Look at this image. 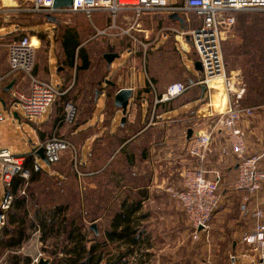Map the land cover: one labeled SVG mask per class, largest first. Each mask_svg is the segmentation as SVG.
I'll return each instance as SVG.
<instances>
[{
	"label": "crops",
	"instance_id": "1",
	"mask_svg": "<svg viewBox=\"0 0 264 264\" xmlns=\"http://www.w3.org/2000/svg\"><path fill=\"white\" fill-rule=\"evenodd\" d=\"M166 2L169 6L184 5L181 0ZM66 11L52 13L56 22H50L46 19L47 14H42L45 19L40 22L39 16L23 9L18 0H2L0 34L5 49L0 62V76L9 72L8 44L24 35H31L37 47L34 74L49 82L60 95L41 118L28 119L12 99L11 90L16 85L27 89L29 82L24 77L20 82L22 75L11 76L8 84L0 87H3L4 94L0 98L11 119L25 124L30 130V144L34 145H27L23 155H15L8 148L0 150H8L12 155L23 158L24 162L30 158L34 169L38 165L44 175L59 179L65 177L69 159H72L84 190H93L97 222L110 221L125 202L141 204L135 217L141 222V251L148 252L154 248L152 239L155 234L158 232L160 237L165 235L161 232L162 223L169 220L175 223V227L179 226L181 213L185 215L174 206L176 204L171 196V191L183 188L184 172L201 169L209 180L220 176L222 202L210 223L208 243L210 241L211 246L212 240L214 250L206 249L208 258L213 259L212 253L216 248H222L224 254L231 256V264H264L260 252L243 243V237L264 222V219L258 221L255 218L258 210L264 213V185L254 195L236 189L238 160L232 154H222V150L230 149V144L221 128L213 130L211 152L204 160L189 153L195 137L214 128L218 121V113L211 107L213 95L209 103V92L199 84L203 73L195 76L191 66L185 68L186 56L193 55L194 51L185 37L175 34L183 35L200 27L195 25L201 24V19L198 22L184 19L185 26L169 19L177 25L175 29H165L164 26L162 30L165 29V32L161 30L162 33L152 44L149 40L152 26L146 21L136 18L137 21L131 24L122 20L129 17L119 16L121 23H118V15L131 12L114 15L110 10H95L88 15L82 11ZM84 15L90 19L95 15V23L90 26L85 20L80 22ZM235 18L233 31L224 44H233L238 50L236 54L240 60L233 77L245 84L243 107L255 108L254 114L246 116L239 124L247 135V156L252 157L264 152V105L246 106L258 92L254 89L255 81L247 79V69H250L247 62H259L264 57V34H260L264 27V12H241L235 14ZM151 24L155 25L154 22ZM132 31L144 34L149 41L138 44L144 47L143 50L137 51ZM149 45L154 48L148 51ZM156 51L159 55L173 52L179 59V67L185 77L183 83L189 89L176 99L162 100L168 86L177 83L174 82L177 75L164 73L170 77L160 78L157 71L159 62L166 69L169 65L166 58L156 60L150 55ZM107 54L119 57L109 63ZM118 59L119 63L116 62ZM196 60H190L194 67ZM11 83H14L13 88L7 91ZM122 89L133 91L125 124L122 123V110L115 105V96ZM67 111L73 112L72 119ZM190 131L192 134L189 136ZM52 138L67 140L72 149L64 152L60 163L47 165L41 160L46 166L41 165L36 154ZM8 193V187L0 181L3 202ZM175 231L176 236L183 233L179 228Z\"/></svg>",
	"mask_w": 264,
	"mask_h": 264
},
{
	"label": "built area",
	"instance_id": "2",
	"mask_svg": "<svg viewBox=\"0 0 264 264\" xmlns=\"http://www.w3.org/2000/svg\"><path fill=\"white\" fill-rule=\"evenodd\" d=\"M32 13L49 14L53 11L55 0H24ZM131 2H135L132 4ZM95 10H110L114 15L118 12H132L137 18L150 12L167 11L170 14H194L201 19V26L192 29L183 37L189 38L196 59L201 63L203 78L200 85L206 87L210 96L213 88L211 84L216 80L229 81L226 74V64L223 54V44L230 36L236 23L235 14L241 12H264V0H184L183 6H169L166 0H73L69 12H85L88 15ZM9 72L0 76V87L7 85L13 75H22L27 79L28 88L15 86L11 90V97L28 119L41 118L55 103L60 95L53 86L35 76L37 64V47L31 35H24L8 44ZM231 79V78H230ZM189 89L183 82L171 84L166 89L162 100H173ZM264 109V108H263ZM255 108L243 107L218 114L215 127L200 132L190 144L191 156L204 160L211 152L213 130L217 127L227 134L230 149L222 150L223 155L236 157L238 160V177L235 187L254 195L264 185V152L258 156H247L246 132L239 126L246 116H252ZM70 119L73 112L67 111ZM5 120L0 108V123ZM264 122V113H263ZM45 156L51 165L60 163L64 152L72 149V145L62 138H52L43 144ZM24 159L12 155L8 150H0V181L9 187L14 176L21 174L29 179V172L22 171ZM39 171L40 167L35 166ZM221 177L209 180L201 169H189L183 174V188L171 191L176 207L188 218L195 240L203 236L208 242L210 223L213 214L222 202L220 192ZM13 198L8 193L1 205V211L10 208ZM258 221L264 219L263 210L255 213ZM5 215L0 214V232L4 224ZM243 243L260 252L264 259V222L259 223L254 232L243 237Z\"/></svg>",
	"mask_w": 264,
	"mask_h": 264
},
{
	"label": "rangeland",
	"instance_id": "3",
	"mask_svg": "<svg viewBox=\"0 0 264 264\" xmlns=\"http://www.w3.org/2000/svg\"><path fill=\"white\" fill-rule=\"evenodd\" d=\"M22 6V8H30L28 4H25L24 0H18ZM183 3L184 0H181ZM132 4H135V2H131ZM2 0H0V25H2ZM39 16V21H44L45 17L42 15V13H35ZM147 15L139 17V19L142 21H146V23L151 25V33H150V42L153 44L154 41L160 36V33L165 32V29L172 28L175 29L177 26L176 24H173L169 22V16L164 13L163 11L159 12H150L146 13ZM82 16V15H80ZM121 17H129L128 19H122L123 22H129V23H135L137 21V17L134 16V13H128V15H118L117 21L118 23H121L119 20ZM181 17L184 19H189L193 20V22H198L200 19L194 15V14H184L181 13ZM79 20V16L77 17ZM76 18V21H77ZM81 21L83 20L86 21L88 25H92L96 21L95 15H93L92 19L86 17L84 15L83 17L80 18ZM78 21V22H79ZM79 22V23H80ZM154 22L155 25H152L151 23ZM192 22V26H193ZM195 25V24H194ZM201 24L199 23L198 25L195 26H200ZM119 27H122L124 29L123 25L119 24ZM154 26V27H153ZM165 26V27H164ZM165 28L162 30V28ZM191 27V26H190ZM199 28V27H197ZM162 30V32H161ZM171 30V29H170ZM177 31L178 28L176 29ZM186 29L185 31H187ZM119 33H122L121 30H118ZM167 32H169L167 30ZM175 33V32H172ZM177 36L183 37L181 33H175ZM134 38H136L135 46L137 48V51L143 50L142 45L138 44H147L149 41L144 38V34L138 33L135 31H132L131 34ZM185 41V40H183ZM2 35L0 34V62L2 61V54L4 52V49L2 47ZM134 42V39H133ZM132 42V43H133ZM154 48L153 46L150 47V45L147 47L148 51ZM237 48L236 46H233V44H223V54H224V60L226 64V74L228 78L233 77L234 71L237 69V62L240 60L238 59L237 56ZM159 51L153 52L150 54L152 57H155L156 60H161L162 58H166L167 62L166 64L169 65V68L166 69L162 67L161 62H159V67H158V72L160 78L162 77L163 79H168L170 76H165L164 73L167 74H175L171 75V77H174L176 81H182L185 82V77L184 73L182 72V68L179 67V59L177 58L176 55H174L173 52H167V54L159 55ZM166 55V56H165ZM191 58H196L195 54L191 56H186L185 60V68L186 66H191L193 74L195 76H200L201 72L197 71L193 65H191ZM120 59L116 60L117 63H119ZM197 61V60H196ZM250 64V69H247V79L255 81V86L254 89L257 90V94L253 95L251 97V100L246 104V106H253L256 104V99L257 104H262L264 105V98H260V93H261V88H259L260 84V79H255L253 77L258 75V72L255 71V66L254 61L247 62V65ZM142 66V64H140ZM253 67V68H252ZM184 68V69H185ZM187 69V68H186ZM253 74V75H252ZM19 81L23 82V76L19 77ZM249 83V82H248ZM252 85V84H249ZM3 89V87H2ZM2 89H0V97H4V94L2 92ZM208 99L209 103L211 101V96L208 94ZM0 98V108L1 111L4 115V122L0 124V148H8L11 149L13 154L15 155H23L26 154V148L27 145H34V143L30 144V136L29 135V129L25 127L26 125H21L18 122L15 123L13 119H11L9 111L3 106L2 99ZM5 98L6 95H5ZM27 140V141H26ZM27 142L26 145L24 143ZM30 150V149H29ZM70 161L68 169H66V174L63 179H59L56 177H50L47 175L42 174L39 183L37 182L36 184H31V192L35 193V196L39 203L42 205V210L50 209L53 206H56V204H61V205H66L68 206V211L67 215L69 218H75L77 220V224L79 225H84V230L88 232V237L89 239L93 238V234L90 232L93 230L91 226L94 223H90L89 220L87 221H82L81 217V209H80V201L82 200L84 202V197L86 194V190H84L83 185L79 181V175L76 172V168L74 165V162H72V159H69ZM39 163L41 165L46 166L41 159H39ZM48 167V166H47ZM24 194V192H23ZM3 202V197H0V206L2 205ZM176 207V205H174ZM32 209H34V204L31 205ZM177 208V207H176ZM1 210V209H0ZM7 211V210H6ZM6 211L2 210V214ZM46 213V211H45ZM1 214V213H0ZM5 215V214H4ZM31 215L33 213L31 212ZM83 217V216H82ZM32 218V219H31ZM29 219V223H33V216H31ZM36 221V220H35ZM34 221V222H35ZM178 221L180 222L179 226L175 227V223L171 222L169 220H166L163 222V226L161 227V232H163L165 235L160 237L158 235V232L155 234V237H153V244L154 248L152 250L148 251H141L137 252L134 258L129 257L124 263L125 264H231V256L229 254H224L222 252V248H216V251L212 253V257L208 258V253L207 251H213V244L211 240V246H210V241L209 243L206 241V239L202 236L201 242L199 240H195L194 238V230L190 223L188 222L187 218L185 215L181 213V217H179ZM48 222L50 223L49 217H48ZM178 223V222H177ZM36 229L33 230H27V232L30 234V238H28L23 247L17 251V256H20L23 259H30L32 261V264H39L42 259L49 261L50 264L53 261V252L57 251V243L60 241V243L63 241V238H55L56 237V232H53L49 235L45 234L44 231H41L40 225L38 223H35ZM98 229V233H103L108 227H109V220L106 221H99L95 223ZM6 225V216L4 219V224L2 225V229L0 232V235L2 234V230ZM55 229V227H52ZM182 229L183 233L180 236H176V231L175 229ZM59 230V229H57ZM61 230V229H60ZM56 231V229H55ZM94 231V230H93ZM160 232V231H159ZM98 234V235H99ZM211 236V234H210ZM211 250H208L210 249ZM207 249V251H206ZM218 251L220 253H218ZM15 252H6L5 250L0 249V264H12L15 263V261L12 259V256L14 255ZM211 254V253H210ZM219 259V262L218 260ZM236 263H238V260Z\"/></svg>",
	"mask_w": 264,
	"mask_h": 264
},
{
	"label": "trees",
	"instance_id": "4",
	"mask_svg": "<svg viewBox=\"0 0 264 264\" xmlns=\"http://www.w3.org/2000/svg\"><path fill=\"white\" fill-rule=\"evenodd\" d=\"M260 34H264V27L261 28ZM254 63L253 67L258 75H252L255 79H260L259 88L262 90L260 98H264V57ZM257 101L256 99V104L253 106L260 105L257 104ZM22 171H28L30 177L26 179L21 174L13 177L8 187L13 201L10 208L3 213L6 216V225L0 235V249L6 252H15L12 256L15 263L12 264H32L30 259H23L17 256L16 252L30 238L27 230L34 231L36 229L35 223L40 225L41 231H44L45 234L56 232L55 238H63L61 243L59 241L56 244L58 250L53 252L51 264H125L124 262L129 257L134 258L138 251L141 252V222L139 218L135 217L141 209V204L123 203L111 217L109 227L99 235L91 230L93 238L89 239L84 225L77 224L75 218H69L67 215L68 206L56 204L50 209L44 210V207L42 210V205L37 200L35 193L31 192L30 185L39 183L43 173L41 170L35 171L30 158L23 163ZM33 204L34 209L31 207ZM80 209L81 216H77V219L81 217L83 222L87 220L94 224L97 222L98 215H96L97 207L93 190H86ZM31 216H33V223L28 224ZM52 227H55L56 231Z\"/></svg>",
	"mask_w": 264,
	"mask_h": 264
},
{
	"label": "water",
	"instance_id": "5",
	"mask_svg": "<svg viewBox=\"0 0 264 264\" xmlns=\"http://www.w3.org/2000/svg\"><path fill=\"white\" fill-rule=\"evenodd\" d=\"M73 6V0H55L54 5H53V11L49 14L46 15V19L49 20L50 22H56L57 19L52 15V13H65L67 12V9L72 8ZM169 19L172 21H176L179 22L182 26L185 23L184 18H182L179 13H173L169 16ZM187 40L189 41V38H187ZM119 56H116L114 54H107L106 58L108 60L109 63H112L114 61L115 58H117ZM195 67L199 72H202V66L200 62H196L195 63ZM14 83H11L8 87H7V91H10L13 88ZM206 89V87H204V90ZM133 97V91L129 90V89H122L120 90L117 95L115 96V105L118 109L122 110V114H123V118H122V123L125 124L127 118V112H128V108L130 105V100ZM190 134H192V131L189 132V136ZM38 157H40V159L47 165H50L46 156H45V152L43 148L39 149V152H37L36 154ZM91 228L95 231L96 234H98V229L96 224H93L91 226ZM49 261H46L44 259H42L40 261L39 264H49Z\"/></svg>",
	"mask_w": 264,
	"mask_h": 264
},
{
	"label": "bare ground",
	"instance_id": "6",
	"mask_svg": "<svg viewBox=\"0 0 264 264\" xmlns=\"http://www.w3.org/2000/svg\"><path fill=\"white\" fill-rule=\"evenodd\" d=\"M211 86L213 88L211 107L215 113L220 114L243 108L246 87L238 78L232 77L229 81L219 79L214 81Z\"/></svg>",
	"mask_w": 264,
	"mask_h": 264
},
{
	"label": "flooded vegetation",
	"instance_id": "7",
	"mask_svg": "<svg viewBox=\"0 0 264 264\" xmlns=\"http://www.w3.org/2000/svg\"><path fill=\"white\" fill-rule=\"evenodd\" d=\"M183 18V17H182ZM184 26H185V24H184Z\"/></svg>",
	"mask_w": 264,
	"mask_h": 264
}]
</instances>
